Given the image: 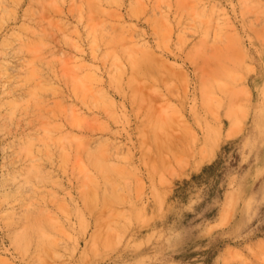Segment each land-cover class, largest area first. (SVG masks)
Masks as SVG:
<instances>
[{"label": "rangeland", "instance_id": "obj_1", "mask_svg": "<svg viewBox=\"0 0 264 264\" xmlns=\"http://www.w3.org/2000/svg\"><path fill=\"white\" fill-rule=\"evenodd\" d=\"M0 264H264V0H0Z\"/></svg>", "mask_w": 264, "mask_h": 264}]
</instances>
